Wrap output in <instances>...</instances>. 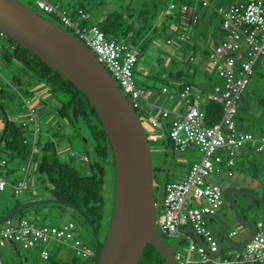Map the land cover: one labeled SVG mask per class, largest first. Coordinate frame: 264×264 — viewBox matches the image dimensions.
<instances>
[{"label": "rangeland", "instance_id": "obj_1", "mask_svg": "<svg viewBox=\"0 0 264 264\" xmlns=\"http://www.w3.org/2000/svg\"><path fill=\"white\" fill-rule=\"evenodd\" d=\"M20 2L25 3L30 8L34 9L35 11L44 14L46 16L52 17L55 20L59 19L56 14L45 12L40 7L39 0H19ZM156 0H106L105 4L103 2L96 1H82V4L85 6V10L89 15V24H96L100 20L103 19V16L107 13L118 11L123 12L126 15V11H128L129 6L136 9V12L141 8V6L147 2L150 6ZM197 1V3H196ZM210 6L204 8L200 3L198 4V0H177V3L181 7L182 3H187L191 7V9H197L199 17V23L197 27H194L192 32H184V29L180 25V20L175 21L173 19H169L165 16L164 13H161V17H159V22L165 20V26H159V30L162 34L160 38L154 39L147 49H142L139 46L135 45L130 39L124 40L127 42L133 51L139 56L138 63L141 65H148V62L153 65L152 70L150 71L149 76L147 79L143 74L139 72L136 73V82L137 84L143 88L147 93L150 92L151 88H162L165 84L162 78H167L163 76V73L160 71V64H163V57L161 58L162 47L166 45V38L171 36L170 30L175 31L178 29L180 34L190 33L189 39L184 38L181 39L179 36H173L175 40L179 41L181 46L184 48V58H189L190 55H194V62L193 60H186L184 64L185 72L186 70L189 71L191 68V63L193 62V66L197 69V80L200 79L202 81L201 85H197L202 90L201 96H198L196 99V105L201 107V104H205L207 99L205 96L207 94L212 93V88L219 83L220 81L216 78V76L212 75V77L207 74V67L208 64V51L211 50L212 43L214 40L216 42L220 41V35L222 34L221 29V21L222 16L218 13H213V11L218 8L220 5H228L232 3H236L240 0H209ZM53 3L60 2L62 3L65 8L67 9L70 16L74 19L79 18L78 11L81 9V0H53ZM127 9V10H126ZM177 18V17H176ZM179 18V17H178ZM60 20V19H59ZM159 25V24H158ZM173 27V29H170ZM192 28V27H191ZM165 29V30H164ZM188 29V28H187ZM198 31V32H196ZM202 33V35H201ZM171 34V35H169ZM121 41V39H118ZM7 43V36L1 34L0 32V48L2 51V46H5ZM196 47V50L193 51V47ZM214 46V45H213ZM245 54L248 53V49L243 46L241 49ZM161 61H158V60ZM205 62V63H204ZM160 63V64H159ZM203 63V64H201ZM183 63H181V70L183 68ZM138 66V65H137ZM257 67L259 72H264V62L262 58L258 59ZM194 68V67H193ZM159 70V71H158ZM0 88L2 87L3 90L0 91V101L3 106L0 105V119L5 121V113H9L10 119L15 123H22V119L27 118L25 114V107L27 105V99H29L34 104L37 121L40 125L39 129V136L41 138V144H38V149L33 150L34 157L37 156L38 160L43 158V153L50 155L52 157L54 154L58 155L62 161L71 162L74 166L78 167L82 173L88 174L89 173V165L88 163L84 162L83 157L86 155L89 156L90 160L97 161V154L95 152V143L91 137V133L87 129V125L84 121L76 119L74 117V123L76 128L73 127L68 120L64 121L60 118L58 114V107H56L53 102L56 101L54 94L51 93L48 96H43L40 94L37 95L36 91L32 95L33 88H38L39 86L30 88L29 86L21 87L24 94L19 91V87L14 85L13 78L18 76L22 81H28L27 76L18 68V64H15L14 67L7 64L6 61L3 59L0 60ZM137 72V71H136ZM172 78H167L168 84L172 91L174 90L173 83L177 81L175 78L178 76V73L172 75ZM254 76V75H253ZM251 78L250 83L248 84L246 92L243 93L242 98L240 100V105H242L245 109H241L240 114L244 117V121L241 123L244 126V132H252L253 134H260L264 133V113L259 114V104L257 100L260 98H264V76L261 79ZM180 78V77H178ZM196 80V79H195ZM7 82L11 84L8 85ZM197 82V81H196ZM155 84V85H153ZM157 84V86H156ZM192 88H196L195 85H192ZM191 88V89H192ZM158 90V89H157ZM29 91V92H28ZM161 91V89H160ZM191 93H189L190 95ZM32 95V96H31ZM188 95V98H189ZM48 97V98H47ZM61 100H65L66 97L64 95L59 96ZM244 97V98H243ZM195 98V97H194ZM190 99V98H189ZM27 101V102H26ZM248 107V108H247ZM249 109V110H248ZM139 110H141L139 108ZM262 115V116H261ZM261 118L256 120L257 118ZM249 118H252L254 122H247ZM23 119V120H24ZM159 119H162L161 117ZM143 122L146 123L147 121ZM163 120V119H162ZM31 130H35V124L30 125ZM28 132V136L31 134ZM150 134V132H148ZM156 140H150L152 157H153V165L158 167L159 171L156 174V180L154 181L155 187V195L157 200V212L160 211V207L162 205V197H163V184L164 182H180L185 177V174L188 173L189 167L194 162H199L202 158V152L197 147H189L184 150H180L179 148H173L172 142L167 136H162ZM262 135V134H261ZM259 135V136H261ZM35 138L39 141L37 135H34ZM52 142L54 150L51 152L45 151V146L43 145L44 142ZM43 142V143H42ZM83 142V143H82ZM30 144V143H29ZM32 145V143H31ZM40 145V146H39ZM33 146V145H32ZM258 143H256V146ZM247 147V146H246ZM248 147H252V149L245 150L241 149V151H245L244 155L239 154L237 156V162L239 164L233 167V174L229 175L226 171L218 172L210 177L207 178V181L210 183H219L222 188L225 190L228 186H235L242 190H249L255 191L259 195L264 196V152H258L257 148L254 146L248 145ZM175 151V152H174ZM240 151V152H241ZM54 153V154H53ZM73 155V157H72ZM2 156H4L2 154ZM32 157V154H31ZM247 161L250 164L247 165ZM37 161H31L30 158L21 161H14L10 163L8 166L10 167H17V171H15L14 175H19L18 177L22 178L25 176L28 179V188L21 194H10L11 189L7 188L5 191H2V197H0V215L7 209L13 208L17 202H21L22 205L32 202V201H41V200H48V199H55L52 198V192L49 187H44L42 182L46 179V176L36 173ZM191 164V165H190ZM28 168L27 175L22 170L23 168ZM107 173L105 176V185H104V198H105V206H104V224L101 228V234L105 232L107 233L110 219H111V211H112V202L114 196V189H115V172L114 167L111 164L106 165ZM21 170V171H20ZM6 177H10V175L6 174ZM10 194V195H9ZM238 195V194H237ZM250 197L245 196H238L237 202L244 206L246 204L252 203V200L249 199ZM191 200V197H190ZM202 204L205 203V200L201 201ZM21 205V206H22ZM198 204L193 203L192 206H197ZM49 204H36L26 209V212L23 216H26L29 219L35 220L34 217H39V220L47 222L49 224H63L68 220H74L78 226L82 224V229L78 230L79 235L83 238L84 244L86 246H90L91 250L93 251V256L86 259V264H94V257L96 251V245L94 244L92 236V228L87 227V225L81 221V218L77 216V218L72 219L71 216L73 215L72 211L69 208H50ZM261 211H256V208L245 212L247 218L254 222L260 223L262 217H264V205H262ZM65 211V212H64ZM39 214L36 216V214ZM225 220H226V228L228 232L236 231L237 234L232 236V239L236 242H244L251 234V227L247 224L240 223L234 214V210L231 208L229 203L226 201L224 197V201L220 208L217 211ZM41 215V216H40ZM3 217V216H2ZM109 220V223H108ZM215 224L220 229L218 223L215 221ZM0 225L5 226L6 223L3 222ZM107 229L105 231V228ZM105 237V236H104ZM166 239L171 242V244H175L178 239V235L174 237H166ZM9 245V246H8ZM48 245L51 254L53 253L55 258H63L64 260L70 259L72 255H75L76 249H74L71 241L63 242V241H56L50 243L47 242L45 246ZM190 245V237L187 236L181 243L179 250L180 252L187 254L189 251ZM14 244H8L3 249L0 248V256L5 264H13L17 262L19 264H48V261L43 258L41 255V242H38L35 246L31 249L26 250L20 246L17 248V252L13 247ZM6 249V250H5ZM5 250V251H4ZM242 253L241 250L235 249L230 247L225 243L224 250L222 255L216 257V261L208 260L202 261L201 264H228L226 263L225 259H234L237 254ZM216 254V253H214ZM192 260H201L202 257L194 251L191 254ZM20 260V261H19ZM80 264H84L83 259Z\"/></svg>", "mask_w": 264, "mask_h": 264}, {"label": "built area", "instance_id": "obj_2", "mask_svg": "<svg viewBox=\"0 0 264 264\" xmlns=\"http://www.w3.org/2000/svg\"><path fill=\"white\" fill-rule=\"evenodd\" d=\"M42 10L56 14L63 26L72 32L86 46L90 47L99 61L110 71L114 79L124 89L136 107L139 106L141 89L135 83V69L138 56L125 41L110 38L96 24H89V15L84 9L78 11L79 18L74 19L60 2L53 0H39ZM207 8L209 0H198ZM176 8L174 0H170L169 11ZM182 12H188L190 6L181 5ZM216 12L222 16L223 38L214 44L209 52V64L219 77L224 80V86L217 85L210 94V99L219 103L223 113L221 120L210 126L203 123L204 113L187 96L191 91L190 86L180 89L179 96L187 101V110L180 118L172 120L167 127V135L176 148L184 150L197 147L202 152L199 162H194L188 173L180 182H165L163 184L162 205L158 214V230L167 237L180 235L186 227H192L201 236L204 245L190 237L188 253L184 254L178 249L175 251L176 264H201L202 261H216L214 253L219 251L218 240L207 223V215L218 211L224 201L223 188L219 183H210L207 178L216 174V164H233L234 156L247 143L257 141V151H264V134L255 139L250 132L238 133L236 116L240 109V100L246 91L254 74V67L258 59L264 62V0H249L228 5H220ZM198 18H192L196 25ZM180 38L189 39L188 34ZM169 42H171L169 40ZM245 46L248 53L241 50ZM2 51L0 48V60ZM1 74V72H0ZM164 91L167 88H163ZM32 107V106H31ZM30 122L35 124L34 135L38 134L39 123L35 109L29 112ZM161 118L166 121L170 118V111L164 109ZM162 119L150 118L148 128L150 140L160 138L156 131L163 127ZM26 125V123H24ZM28 128L25 127V130ZM32 134V133H31ZM37 146L38 140L33 139ZM36 149L33 147V150ZM89 163L88 155L83 157ZM32 161V159H31ZM6 161L0 162V194L9 184L4 176ZM27 174L28 169L23 168ZM28 188V179L23 176L13 185L16 194L23 193ZM191 197V200H190ZM205 200L202 204L201 201ZM195 203L197 206L191 205ZM157 207V203H156ZM24 218L20 221L8 220L5 226L0 225V248L8 244L18 245L26 250L31 249L41 242V255L46 259L51 255L47 242H68L75 238L80 226L75 221H68L60 226H50L39 220ZM236 231L231 233L235 235ZM82 239L78 238L74 247L76 252L85 257L93 256V251L86 245H81ZM196 251L202 259L192 260L191 254ZM228 264H264V222L258 225L254 239L246 245L245 252L237 254L234 259H225ZM0 264L3 260L0 256Z\"/></svg>", "mask_w": 264, "mask_h": 264}, {"label": "water", "instance_id": "obj_3", "mask_svg": "<svg viewBox=\"0 0 264 264\" xmlns=\"http://www.w3.org/2000/svg\"><path fill=\"white\" fill-rule=\"evenodd\" d=\"M0 32L29 49L88 96L111 142L115 172L112 214L103 240L82 209L58 199L26 203L1 217L0 224L36 204H67L92 228L96 245L94 264H138L148 243L161 252L166 264H176L175 251L188 233L204 245L192 227H186L175 244L166 241L164 233L158 230L153 157L147 128L131 99L94 51L60 23L42 16L19 0H0ZM8 121L6 116V123ZM6 130L7 127L2 137ZM235 194L254 198L264 205V197L255 191L226 187L225 197L236 219L249 225L251 234L244 242H236L230 237L226 220L220 214L207 215V223L219 244L216 257L222 255L225 243L235 249H244L258 230L256 222L241 214Z\"/></svg>", "mask_w": 264, "mask_h": 264}, {"label": "trees", "instance_id": "obj_4", "mask_svg": "<svg viewBox=\"0 0 264 264\" xmlns=\"http://www.w3.org/2000/svg\"><path fill=\"white\" fill-rule=\"evenodd\" d=\"M82 1L89 2L96 0H81V9L85 10V6L84 4H82ZM105 1L106 0H99V2H103L104 4ZM174 2L176 3V8L170 11H169L170 0H156L152 3V6H150L147 2H145L138 10V12H136V9L134 10V8L129 6L128 8L129 10L126 11V15L123 14V12L113 11L105 14L103 16V19L97 22L96 24L102 28V30L106 33L108 37L117 40L121 39V41L130 39L135 45L139 46L144 50L149 47V44L154 39L162 36L159 30V26L161 27V25H163L164 28H166L165 26H167L165 25L166 24L165 20L159 22V17H161V13H164L165 16L168 17L169 19L179 21L180 17L179 18L176 17H178L177 12L181 7L177 3V0H174ZM41 15L44 17H48L54 21H57L63 26V24L60 22L59 19L55 20L54 18L46 16L44 14ZM221 28H222V21H221ZM170 32L173 35L174 32H176V30L175 31L170 30ZM6 36H7V43L5 46H2V59L11 66L18 64V68L27 76V80H28V81H22L18 76H15L13 78L14 85L19 87V91L23 94L24 92L21 87L26 85L29 86L30 88L41 85V87L43 86L48 90L49 94L53 93L55 99L60 104V107L57 108L58 109L57 111L61 119H63L64 121L68 120V122L75 128L76 125L73 122L74 121L73 116H75L76 119L82 120L86 123L87 129L91 133V137L95 143V152L97 154L98 160L97 161L91 160L90 163H88L90 167L88 174L82 173V171L78 167L74 166L71 162L62 161L60 157L54 153L52 157H50V155L43 153V158L41 157L40 160H38L37 156L34 157L33 146L25 142L26 138L28 137L27 131L29 130L30 132H32L30 129L31 127L29 126L30 117H28V121L24 122L26 123V125H24L23 122L18 124L12 121L10 119L9 113L6 112L4 115L5 126L3 130L0 132V141H1L0 162L6 161L5 164L6 166L5 167L3 166L5 169L4 176L6 177V174L9 173L7 166L10 163L14 162L15 160L21 161V160H26L28 158L32 159L33 162L36 160L38 163L35 171L36 173L38 172V174L41 175V177L43 175L46 176V179L42 182V184L44 187L50 188L52 192V198L63 200L66 203H72L78 206L80 209H82L91 218V221L95 224V227L98 230L100 239L103 240L105 236V232L101 234V228L104 224L103 212L105 206V198L103 191L105 185V176L107 173L106 165L107 164L113 165V158H112L111 142L109 140L106 128L100 118V115L96 110V108L94 107V105L92 104V102L90 101V99L88 98V96L81 89H79L72 81L61 76L48 64L42 61L38 56L33 54L26 47L20 45L10 36L8 35ZM254 69L255 71L253 74L254 75L253 78L261 79L264 76V72L258 71L257 63L255 64ZM189 85H191V82L187 81L185 86H189ZM184 87L182 86L181 89H183ZM2 90L3 88L1 87L0 91ZM34 90L35 88L30 90L32 92V95L34 94ZM60 95H64L66 99L62 101L61 98L59 97ZM127 95L130 97L129 94ZM257 103L259 104V109H258L259 112L264 113V98L258 99ZM0 105L3 106L1 101H0ZM241 109H245V108L242 105L240 106V109L236 116L237 124H238V120L241 123L245 120L244 117L240 114ZM137 110L139 111L142 117V113L140 112L138 107ZM201 110L204 113V117H203L204 124L212 126L221 120L223 110L219 103L212 101L210 99L208 103L204 104ZM6 116L9 119L7 124H6ZM241 125L243 126V124ZM6 127H7L6 133L4 137H2ZM25 127L27 128L30 127V128L25 130ZM237 130L239 134L241 132H244L243 130L242 131L239 130L238 126H237ZM257 138L258 137H256L255 139ZM251 143H247L246 145L243 146L242 149L248 148V145H250ZM38 144H41V141H38L37 145ZM43 145L45 146L44 148L45 151L48 153L54 150L52 142L45 141ZM170 145H173L174 149L176 148L173 142ZM2 154L4 156H2ZM31 154H33L32 157ZM237 156L238 153L234 156L233 164H227L228 160H225L224 164L222 165L216 164L215 167L218 170L217 173L226 171L229 175H232L233 174L232 169L234 166L237 165L236 163ZM153 168H154V179L156 180V174L159 171V169L154 165ZM15 181L18 182L19 180L16 179ZM223 192L225 197L224 189ZM14 194L16 193L14 192ZM238 196L240 197L241 195L235 194L237 200H238ZM225 199L229 203L226 197ZM249 199L252 200V203L246 204L244 206H241L237 202L241 214L246 218L247 216L245 212L251 211L255 208L256 211H261L263 209L262 205L259 204L256 199L254 198H249ZM21 205H22L21 202H17L13 208L7 209L4 212H2L0 218L6 215L7 213H9L10 211L19 208ZM49 205L50 208H59V209L63 207L69 208L73 213V215L71 216L72 219H75L77 218V216H79L81 218V221L84 223V225L86 224L87 227H91L85 218H83L76 210L70 208L67 204H49ZM25 212L26 210H24L20 214L13 216L11 220L20 221L24 218H27L26 216H23ZM110 213L112 214V211ZM37 215L39 214L37 213L36 216ZM68 221H74V220H68ZM41 222L50 226L61 225V224L59 225L49 224L42 220ZM260 222H264V217H262ZM256 223L258 224V222ZM80 229L82 228L80 227ZM106 229L107 226L105 228V231ZM79 233L80 232H77L75 238L70 240L73 247L75 241L78 238H81V235H79ZM92 236L94 235L92 234ZM81 239L83 241V238ZM94 240L95 238L93 237V241ZM81 245H86V244H84V242H81ZM87 247L91 249L90 246ZM13 248L16 249L15 251L17 252L18 245H15ZM74 249L76 248L74 247ZM245 249L246 247L241 250L242 253L245 252ZM83 257L85 256L82 253L78 254L76 252L75 255H72L70 259L64 260L63 258H55L54 254L52 253L48 258H46V260L48 261V264H80L82 262L81 260L83 259L84 264H86L85 260L88 258L86 257V259H84ZM3 264H5L4 261ZM13 264H19V263L14 262ZM138 264H166V261L163 255L161 254V252H159L152 244L148 243L145 247L143 255L140 261L138 262Z\"/></svg>", "mask_w": 264, "mask_h": 264}, {"label": "crops", "instance_id": "obj_5", "mask_svg": "<svg viewBox=\"0 0 264 264\" xmlns=\"http://www.w3.org/2000/svg\"><path fill=\"white\" fill-rule=\"evenodd\" d=\"M247 1H249V0H240V1H237L236 3H238V2H247ZM196 3H197V1H196ZM200 2H198V4H199ZM61 4V6L63 7V8H65V6L62 4V3H60ZM184 4H187V3H184ZM226 5V4H225ZM199 6H200V4H199ZM66 9V8H65ZM86 13H87V11H86ZM178 13V17H180V25H181V27L184 29V32H192L193 31V29H194V27H197V25H198V23H199V17L197 16V14H198V10L195 8V9H191V7H190V9H189V11L188 12H182L180 9H179V11L177 12ZM213 13H215L216 14V9L213 11ZM88 14V13H87ZM197 17L198 18V21H197V24H196V26L195 25H193L192 24V18L193 17ZM177 17V18H178ZM199 26V25H198ZM192 27V28H191ZM188 28V29H187ZM170 29H173V27H170ZM198 29V27L196 28V30ZM222 29V28H221ZM174 30V29H173ZM196 32H198V31H196ZM181 32H179L178 31V29H176V34L175 35H173V36H182L184 33H182V34H180ZM190 33H188V35H189ZM201 35H202V33H201ZM172 35L170 36V37H167L166 38V45H165V47L163 48V46H161L162 47V55H161V58L163 57V61H164V63L163 64H160L161 66H160V71L163 73V76L164 77H167V76H170V77H167V78H172L173 76L172 75H174V77H175V74L176 73H178V76H176L175 78L177 79V81H174V83L172 84L173 85V87H174V90L172 91V89L169 87V86H166L165 84H168L169 82H168V80H167V78H162V80H163V82H165V84L162 86V88H151L150 89V92H148L147 93V90L145 91L143 88H141L138 84H137V82H136V73H140V74H143L144 76H146L145 78L147 79V76H149V74H150V71L152 70V67H153V65H151V63H149L148 62V65H141V64H137L138 66H136V69H135V83H136V85L141 89V93H142V95H141V98H140V100H139V108L141 109L140 110V112L142 113V117L143 118H145V120L144 121H147L145 124H146V127H147V125H148V128L149 129H151V127H150V125H149V123H148V121H149V119L150 118H160L161 117V113H162V111L164 110V109H166V110H169L170 111V118L168 119V120H166V121H163V127L162 128H160V129H158L156 132L157 133H159V134H162V136H167L168 137V135H167V127H168V125H169V123L172 121V120H174V119H176V118H180V117H182V115L186 112V110H187V101L185 102V100H183L180 96H179V91H180V89H181V87L183 86H185L186 85V82L187 81H190L191 82V85H189L191 88H192V85L194 84L195 85V87L196 88H192L191 89V91H190V95H189V98H188V96H187V100H190V102L192 103V104H197L196 103V99H197V97L198 96H201V94H202V90L200 89V87H198L199 85H201V83H202V81L200 80V79H198L197 80V74H198V72H197V69H196V67L195 66H193V62H194V60H195V58H194V55H190L189 56V58H187V59H185L183 56H184V51H183V47L181 46V44H180V42L179 41H177V40H175L174 39V37H173ZM223 36H224V34H223V31H222V34L219 36L220 37V41H221V39L223 38ZM160 38V37H159ZM182 39V38H181ZM169 40L171 41V42H169ZM219 41V42H220ZM219 42H216L215 40H214V42L212 43L213 45L214 44H216V43H219ZM213 45H212V47H211V50H212V48H213ZM196 47L197 46H194L193 47V51H195L196 50ZM210 50V51H211ZM210 51H208V55H209V52ZM244 53V52H243ZM245 54V53H244ZM193 60V62L191 63V68L189 69V71L188 70H186V72H185V69L186 68H184L185 66H187L186 64H184V62L187 60ZM158 61H161L160 59L158 60ZM181 63H183L182 65H183V68H182V70H181ZM205 63V62H204ZM201 64H203V63H201ZM208 64V67H207V74L209 75V77L211 76L212 77V75H214V76H216V78L220 81L219 83H217L214 87H216L217 85H219L220 87H223L224 86V80L222 79V78H220L218 75H217V73L211 68V66H210V64H209V58H208V63H205V65H207ZM12 67H14V65H12ZM194 67V68H193ZM137 71V72H136ZM159 71V70H158ZM178 77H180V78H178ZM196 79V80H195ZM197 81V82H196ZM7 84L8 85H10L11 83L10 82H7ZM153 85H155V84H153ZM198 85V86H197ZM156 86H157V84H156ZM167 88V90L166 91H164V89L163 88ZM213 87V88H214ZM213 88H212V90H213ZM158 89V90H157ZM160 89H161V91H160ZM247 90V89H246ZM36 91V93H37V95H39L40 94V96L41 95H43V96H48V95H50L49 94V92H48V90L46 89V88H44L43 86L41 87V85H39V87L38 88H36L35 90H34V92ZM246 92V91H245ZM49 97V96H48ZM47 97V98H48ZM195 97V98H194ZM205 98L207 99V102L206 103H208L209 101H210V97H209V94H207L206 96H205ZM244 98V97H243ZM28 101V102H27ZM27 105H26V107H25V112L27 111V114H25L26 115V117L27 118H23L22 119V121H23V123L25 122V121H28V117H29V112H30V110H31V108L33 107L34 108V106L38 103H36V104H34L33 102H31L29 99H27ZM205 103V104H206ZM53 104L56 106V107H60V104H59V102L56 100V101H54L53 102ZM32 106V107H31ZM204 106V104L202 105L201 104V107H199L200 109L202 108ZM35 109V108H34ZM258 110V109H257ZM259 114H262L261 112H259ZM262 116V115H261ZM148 118V119H147ZM259 119H261L260 117L259 118H257L256 120H259ZM256 120H254V121H256ZM253 121V119L252 118H249L248 120H247V122H254ZM4 122L5 121H3L2 119H0V132L3 130V128H4V126H5V124H4ZM7 124V123H6ZM31 124H33V123H31L30 122V124H29V126L31 125ZM237 126H238V129L239 130H245L244 129V126H242L241 125V122H239V120H238V124H237ZM28 128H30V127H28ZM38 128L40 129V125L38 126ZM29 131V130H28ZM32 132H30L29 131V133L31 134L30 136H28L27 138H26V140H25V142L26 143H32V145H34L33 143H34V141H33V139L35 138V136H34V134H33V131L34 130H31ZM39 132V131H38ZM252 133V132H251ZM253 134V133H252ZM261 134H264V133H260V134H254V136H255V138L256 137H259V135H261ZM37 136H38V138H39V141H42L41 139H40V136H39V134H37ZM161 137V136H160ZM169 138V137H168ZM171 141V140H170ZM172 142V141H171ZM250 146H256V142L254 141V142H252L251 144H250ZM34 148H36V149H38V145L37 146H33ZM247 149H252V147H248ZM243 150H245V149H243ZM175 152V151H174ZM244 152L245 151H239L238 152V155L239 154H243L244 155ZM264 154V153H263ZM237 159V158H236ZM236 163H237V165H238V167H239V164H238V162H237V160H236ZM248 164H250V162L249 161H247V165ZM191 165V164H190ZM6 166V165H5ZM4 166V167H5ZM17 167L18 166H16L15 168L13 167H10V166H7V168H8V170H9V173H8V175H10V177H8L7 178V180H8V182H9V185L7 186V188H9V189H11V193L10 194H12L13 195V193H14V189H13V185L15 184V183H17V181H15L16 179L17 180H20L21 178V176L20 177H18L17 175H14L15 174V171H17ZM190 168V167H189ZM28 169V168H27ZM23 170V169H22ZM21 171V170H20ZM27 175V174H26ZM6 188V189H7ZM9 194V195H10ZM0 197H2V194H0Z\"/></svg>", "mask_w": 264, "mask_h": 264}, {"label": "clouds", "instance_id": "obj_6", "mask_svg": "<svg viewBox=\"0 0 264 264\" xmlns=\"http://www.w3.org/2000/svg\"><path fill=\"white\" fill-rule=\"evenodd\" d=\"M96 25H97V24H96ZM138 61H139V58H138ZM106 69H107V68H106ZM107 70H108V69H107ZM108 71H109V70H108ZM109 72H110V71H109ZM110 74H111V73H110ZM111 75H112V74H111ZM0 76H1V74H0ZM113 78H114V77H113ZM117 83H118V82H117ZM118 84H119V83H118ZM119 85H120V84H119ZM121 88H122V87H121ZM122 89H123V88H122ZM123 90H124V89H123ZM124 92H125V91H124ZM126 95H127V94H126ZM127 96H128V95H127ZM128 97H129V96H128ZM129 98H130V97H129ZM131 101H132V100H131ZM132 103H133V102H132ZM133 104H134V103H133ZM134 106H135V105H134ZM240 106H241V105H240ZM135 107H136V106H135ZM138 108H139V107H138ZM136 109H137V107H136ZM142 119H144V118L142 117ZM145 126H146V124H145ZM146 128H147V130H148V125H147ZM147 135H148V131H147ZM148 137H149V136H148ZM32 155H33V154H32ZM85 155H86V154H85ZM90 161H91V160H90ZM89 163H90V162H89ZM5 190H6V189H5ZM5 190H4V191H5ZM17 195H18V194H17ZM223 195H224V192H223ZM156 203H157V202H156ZM156 208H157V207H156ZM216 213H217V212H216ZM158 214H159V212H157V216H158ZM8 220H11V218L8 219ZM8 220H6L5 222H7ZM260 223H261V222H260ZM260 223H258V225H259ZM189 227H190V226H189ZM184 229H185V228H184ZM184 229H183V230H184ZM183 230H182V231H183ZM257 231H258V230H257ZM232 232H233V231H232ZM232 232H229V235H230L231 238H232V236H231V233H232ZM236 233H237V232H236ZM181 234H182V233H181ZM181 234H180V235H181ZM180 235H179V236H180ZM235 235H236V234H235ZM235 235H233V236H235ZM179 236H178V237H179ZM187 236H192L193 238H195V236H194L193 234H190V233H188V234L186 235V237H187ZM164 237H167V236H165V234H164ZM186 237H185V238H186ZM195 239H196V238H195ZM196 240H197V239H196ZM197 242H198V241H197ZM181 243H182V242H181ZM198 243H199V242H198ZM214 255H215V254H214ZM215 257H216V256H215Z\"/></svg>", "mask_w": 264, "mask_h": 264}, {"label": "flooded vegetation", "instance_id": "obj_7", "mask_svg": "<svg viewBox=\"0 0 264 264\" xmlns=\"http://www.w3.org/2000/svg\"><path fill=\"white\" fill-rule=\"evenodd\" d=\"M213 222H214V224H215V220H213ZM215 226L217 227V225L215 224ZM80 227L82 228V224H80ZM218 228V227H217ZM219 229V228H218ZM190 234H192V233H190ZM166 241H168L167 239H165ZM169 242V241H168ZM169 243H171V242H169Z\"/></svg>", "mask_w": 264, "mask_h": 264}]
</instances>
